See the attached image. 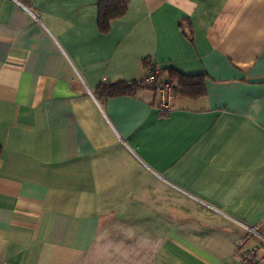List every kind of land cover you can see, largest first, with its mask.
I'll return each mask as SVG.
<instances>
[{
  "label": "crops",
  "instance_id": "obj_1",
  "mask_svg": "<svg viewBox=\"0 0 264 264\" xmlns=\"http://www.w3.org/2000/svg\"><path fill=\"white\" fill-rule=\"evenodd\" d=\"M100 1L0 0V264H264V0Z\"/></svg>",
  "mask_w": 264,
  "mask_h": 264
},
{
  "label": "trees",
  "instance_id": "obj_2",
  "mask_svg": "<svg viewBox=\"0 0 264 264\" xmlns=\"http://www.w3.org/2000/svg\"><path fill=\"white\" fill-rule=\"evenodd\" d=\"M128 0H101L99 3L98 25L102 32L110 29V23L122 17L128 9ZM144 67L147 74H153L158 84H169L175 88V96H182L190 99H196L204 96L205 82L204 76H186L174 69L160 70L152 64L149 59H145ZM142 82L138 84L133 82H115L101 83L97 92L104 97L137 95L140 91L149 90L155 94V104H157L156 86ZM166 114V113H164ZM255 254L251 255L244 264H260Z\"/></svg>",
  "mask_w": 264,
  "mask_h": 264
},
{
  "label": "built area",
  "instance_id": "obj_3",
  "mask_svg": "<svg viewBox=\"0 0 264 264\" xmlns=\"http://www.w3.org/2000/svg\"><path fill=\"white\" fill-rule=\"evenodd\" d=\"M138 84L142 82L150 83L152 85L157 84L156 94H157V107L162 113H169L172 109V103L175 97V88L169 84H158L156 83L154 75L146 74L143 79L136 80ZM249 234L256 235L258 232L255 228L246 227Z\"/></svg>",
  "mask_w": 264,
  "mask_h": 264
},
{
  "label": "water",
  "instance_id": "obj_4",
  "mask_svg": "<svg viewBox=\"0 0 264 264\" xmlns=\"http://www.w3.org/2000/svg\"><path fill=\"white\" fill-rule=\"evenodd\" d=\"M250 82L251 83H255V84H257V83H263L264 82V79L263 78L252 79Z\"/></svg>",
  "mask_w": 264,
  "mask_h": 264
}]
</instances>
